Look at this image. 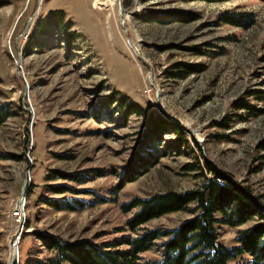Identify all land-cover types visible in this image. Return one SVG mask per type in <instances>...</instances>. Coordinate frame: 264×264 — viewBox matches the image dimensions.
Returning a JSON list of instances; mask_svg holds the SVG:
<instances>
[{
	"label": "rangeland",
	"instance_id": "1",
	"mask_svg": "<svg viewBox=\"0 0 264 264\" xmlns=\"http://www.w3.org/2000/svg\"><path fill=\"white\" fill-rule=\"evenodd\" d=\"M57 10L80 37L69 46L68 33L47 28L41 46L26 51L40 21ZM168 14L182 19L159 21ZM241 14L251 21L221 20ZM177 70L201 71L172 77ZM115 92L116 100L127 95L147 115L164 114L181 131L166 128L156 141L160 160L125 184L146 117L124 119L117 102L104 105ZM2 106L11 116L0 125V264H10L13 252L16 264L53 256L36 231L97 243L135 237L142 229L130 231L126 223L137 209L124 211V204L199 188L214 176L205 162L249 189L264 218L262 0H0ZM54 171L86 179H50ZM55 184L76 192L54 193ZM44 198L85 204L60 209ZM193 208L142 228L173 230ZM257 222L223 225L220 242L237 246L241 232ZM166 239L142 254L144 261L160 259Z\"/></svg>",
	"mask_w": 264,
	"mask_h": 264
},
{
	"label": "trees",
	"instance_id": "2",
	"mask_svg": "<svg viewBox=\"0 0 264 264\" xmlns=\"http://www.w3.org/2000/svg\"><path fill=\"white\" fill-rule=\"evenodd\" d=\"M200 1L212 3L224 0ZM180 18V15L168 14L159 18V21L164 23ZM65 19L66 15L62 10L54 11L44 17L28 41L26 51L41 46L38 38L47 35V28H56L65 34L68 33L66 39L70 46L80 34L77 30H72L74 23L65 22ZM251 19L252 16L249 14L221 18L229 24L238 26L246 25ZM184 67L187 68L186 65ZM195 71L201 70H177L171 75L175 78H183L185 74ZM115 93L103 101L104 105L109 106L117 102L123 111L124 119L135 113L146 117L137 150L122 177V184H125L137 180L160 160L162 154L159 147L156 148L159 144L156 141L162 137L166 128L172 126L178 132L181 131L180 126L164 114L147 115L146 110L131 101L129 96L124 95L116 100L117 92ZM10 116L7 107H0V125ZM204 165L214 176L205 179L197 189L157 193L148 198L135 197L124 204V211L137 209L126 223L130 231L142 229L137 236L133 237L129 234L120 240L97 243L92 239L67 241L52 233L36 231L35 235L41 245L54 254L46 260L29 261L27 264H264V218L259 208L253 204L249 189L247 191L238 185L211 163L205 162ZM49 178L83 182L86 176L80 173L64 174L54 171V175ZM50 187L54 193L76 192L66 184H55ZM43 202L56 208L71 210L76 209L79 204H85L84 201L76 198L62 201L56 198H44ZM191 205H194L191 211L192 217L173 230L142 228L151 220L183 211ZM257 218L260 222L241 232L237 246L229 247L220 242L219 230L223 225L238 227ZM163 237L167 239L160 244V259L144 261L142 254L150 251L156 241ZM122 245L127 247L121 249Z\"/></svg>",
	"mask_w": 264,
	"mask_h": 264
},
{
	"label": "built area",
	"instance_id": "3",
	"mask_svg": "<svg viewBox=\"0 0 264 264\" xmlns=\"http://www.w3.org/2000/svg\"><path fill=\"white\" fill-rule=\"evenodd\" d=\"M18 210L16 211V215H17V217L18 218H22V210H21V208L19 207V208H17Z\"/></svg>",
	"mask_w": 264,
	"mask_h": 264
},
{
	"label": "water",
	"instance_id": "4",
	"mask_svg": "<svg viewBox=\"0 0 264 264\" xmlns=\"http://www.w3.org/2000/svg\"><path fill=\"white\" fill-rule=\"evenodd\" d=\"M121 10H123V8L121 7ZM224 174V173H223ZM224 175H226V174H224ZM23 199V198H22ZM14 253V252H13ZM12 257H13V259H12V261H11V263L10 264H16L15 263V259H14V255H12Z\"/></svg>",
	"mask_w": 264,
	"mask_h": 264
},
{
	"label": "bare ground",
	"instance_id": "5",
	"mask_svg": "<svg viewBox=\"0 0 264 264\" xmlns=\"http://www.w3.org/2000/svg\"><path fill=\"white\" fill-rule=\"evenodd\" d=\"M108 1H109L110 3H112V1H114V0H108ZM131 46H133V45L130 44V47H131ZM133 48H134V47H133ZM134 49H135V48H134ZM22 215H23V213H22ZM16 216H17V215H16ZM13 255H14V259H15V254L13 253Z\"/></svg>",
	"mask_w": 264,
	"mask_h": 264
}]
</instances>
